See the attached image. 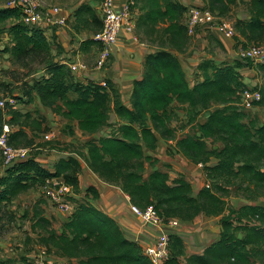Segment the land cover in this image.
Instances as JSON below:
<instances>
[{
	"label": "trees",
	"instance_id": "16d2710c",
	"mask_svg": "<svg viewBox=\"0 0 264 264\" xmlns=\"http://www.w3.org/2000/svg\"><path fill=\"white\" fill-rule=\"evenodd\" d=\"M208 1L207 9L223 13L227 4L235 0ZM133 7L141 12L135 21L137 34L141 38L143 34H157L162 44L146 55L143 76L133 84L130 107L123 104L110 81L104 85L95 81L81 83L66 63L54 60L41 27L29 29L20 21L17 9H0V23L13 20L10 59L14 70H25L26 79L40 73L32 84L25 80L19 93L28 100L34 94L55 114L77 121L80 130L89 137L82 145L87 149L83 158L88 168L104 182L129 195L132 204L141 208L153 205L161 217L177 216L183 221L200 213L222 216L219 239L201 254H186L182 239L171 234L169 257L163 264H181V259L186 264H264V207L247 203L235 208L227 205L219 194H228V185L241 189L244 183L248 191H264V120L249 116L247 111L251 109L241 106L242 92L248 88L238 68L253 63L237 60L234 65L221 67L202 64L203 80L190 84L179 59L169 50L179 51L186 43L187 28L181 22L186 9L174 0H135ZM249 12L251 20L244 25L249 32L248 39L264 41V0H251ZM90 23L96 27L94 32L102 26L93 9L83 4L76 12L73 29H85ZM36 62L41 66L32 68L31 64ZM253 65L262 73V81L255 88L260 99L253 105L262 106L264 64ZM4 82L1 85L8 83ZM173 102L185 106L189 115L205 112L204 120L195 122L193 131L177 136L176 128L171 126ZM18 109H0V132L4 123L9 124L13 129L8 134V143L13 145V140L21 136L31 152L28 158L6 166L0 177V215L13 196L21 190L38 189L47 177L61 178L74 192L78 193L79 189L80 160L70 155L58 160L52 169L41 165L36 159L38 150L51 142L36 143L37 135L33 131H47L45 118L34 120ZM111 113L120 123L116 127L108 125L104 135L94 136L109 124ZM25 127H35L30 136L25 133ZM64 131L74 135L72 130ZM158 138L172 140L177 153L194 164L203 165L209 183L196 197L192 196L189 182L182 177L172 184L168 174L160 170L144 177V160L149 159L144 150H154ZM208 140L212 144L220 143L219 148L209 149ZM167 151L172 153L170 148ZM211 158L217 163L209 165ZM89 192L96 200V191L89 188ZM75 204L69 216L61 221L59 231L49 226L50 220L43 216L41 209H35L32 229L43 246L61 251L76 259L77 264H153L142 247L128 240L111 217L84 199ZM39 228L44 232H37ZM238 230L245 231L242 238L236 236Z\"/></svg>",
	"mask_w": 264,
	"mask_h": 264
},
{
	"label": "crops",
	"instance_id": "0c3cea01",
	"mask_svg": "<svg viewBox=\"0 0 264 264\" xmlns=\"http://www.w3.org/2000/svg\"><path fill=\"white\" fill-rule=\"evenodd\" d=\"M40 1L43 4L45 3V0ZM174 1L181 4L186 9L181 19L183 24L186 22L187 11L190 8L209 7L208 0ZM250 1L251 0H235L233 3L227 4L225 12L220 15L221 17H224V14H226L225 16L229 14L233 16L231 22L234 25L233 28L235 29L236 34L234 39H237L236 41L225 38L216 29L203 30L199 28L193 35L187 36L186 43L181 50L177 51L174 49H169L179 59L182 69L185 72L186 78L190 84H196L203 80L204 75L201 69L203 66L202 64H209V66L215 67L234 65L235 62L239 60L238 48L240 46H247L255 42L248 39L247 36L249 32L246 28H244V25L249 23L251 20V13L249 12ZM124 2L125 0H115L116 7L121 8ZM83 4L89 5L93 9L97 18L101 21V13L99 9L101 0H76L70 4L64 3L57 5V7L60 8V11L59 13H56L53 18L58 19L65 17V23L49 24L44 22L40 23L38 26L41 27L43 34L50 43V51L52 56H54V60L66 64L70 62L84 63L86 66L85 69L74 71V74L81 83L95 81L103 85L105 81H110L111 84L118 90L123 104L130 107V98L133 91V84L135 81L140 80L143 76L145 57L147 54L155 51L157 47L156 45L149 44L147 41L143 40V38L137 34L136 28L134 34L121 31L104 66L100 69H96L94 67L95 62L102 49L101 45L99 47V43L93 39V36L98 32H94L96 31V27L90 23L89 27L85 29H80L77 31L73 29L76 19V12ZM5 7V3L0 5V9ZM134 14L137 16L141 14L137 7L135 8ZM12 21L13 20L10 19L5 23H0V82L7 80L3 72H7L9 69H14L10 59V50L13 46V38L10 31V25ZM27 27L29 29L31 28L29 26ZM242 31H245L246 33L242 34ZM236 43L239 44L238 48ZM246 67L249 66L243 64L240 68H238V71L241 75L245 72L244 69H246ZM208 72L211 73L212 69L209 68ZM39 76L40 73L30 76L26 80L29 79V83L32 84V80L34 78H39ZM242 81L246 86H248L244 79ZM12 95L16 96V98H14L17 101L16 105L17 109L19 108L18 111H20V113H28L31 119L34 120H40L38 117L45 118L44 120L47 125V131H45L46 133H42L43 138L41 137V139L47 140L56 137L57 134L59 135L58 131H60V129L62 130V133L66 135L69 134L66 133L64 129L66 131L72 130L73 134L77 133L78 136H82V138L79 140V143L81 145L82 151L84 152L83 155H86L87 149L82 148V145L89 137L82 130H80L77 121L69 120L64 116L55 114L51 108L44 107L39 97L34 94L30 100L20 94L19 91L13 93ZM178 107H180L182 110L177 109L176 111L175 108ZM171 109L173 110L174 117L171 121V126L173 128H175L173 124L174 121H177L175 120L174 113L180 117L179 123L188 122L185 114V106H182L177 102H173L171 104ZM199 116L202 117L201 121H203L205 115L202 116V114H200ZM119 123L120 120L118 117L111 113L109 124H107L103 130L97 132L94 136L98 137L104 135L107 130L106 128H109L108 125L116 127ZM40 127H43V123ZM33 129H35V127ZM33 129L30 127H25V133L30 136ZM33 133H35L37 137L40 134L35 131H33ZM47 133L48 135H46ZM181 133L184 132L181 131ZM71 141L73 142L74 139H71ZM36 143H38V141H36ZM168 148H170L172 153L167 151ZM51 150L54 152L48 156L39 153H37L36 156V159L40 162V164L49 169H52L53 165L56 164L58 160L61 158H67V156L70 155L80 160V157L76 154L77 150H70L68 147L62 150H59L58 148L50 149V151ZM144 155L149 157V159L144 160V177H147L148 174L153 170H160L168 174L169 183L171 184L174 182V180H176V178L179 177L187 180L191 185L193 196H196L202 189L201 185L204 181H202L201 178H198L197 174L194 173L193 169L195 168H191L193 167L192 165L195 164L185 158V156H183L181 153L176 152L175 143L172 140L158 138L155 149H145ZM45 161H48L50 164L48 165L47 163H44ZM216 163L217 160L215 158H211L209 165H214ZM5 169V165L0 166V177L3 176ZM81 171L83 174L85 172L86 175L87 173H90L87 164L86 167L81 164ZM200 171L202 173L201 177L204 178L203 169ZM80 172L78 174L79 189L76 196V202L84 199L95 208L111 217L119 224L126 238L130 241L137 242L143 250L146 246L151 245L155 241L157 235L160 232L159 229L145 224L131 211L130 205L132 203L130 201L129 195L114 185L98 184V182L95 180L94 182H87L85 176H83ZM87 178L89 179L88 175ZM89 188H93L96 191L98 196L96 200L92 198ZM247 203L260 205L259 203L246 201L241 203V205L233 207L239 208ZM35 208L41 210L43 209L41 204L36 205ZM53 209L55 210L54 215H57L58 217H60L61 214L63 215V219L61 220H65L70 214L67 211H58L55 208ZM44 216L47 217L46 212ZM202 217L206 218L207 216L202 215ZM34 218V212L31 216L27 217V221H31L30 228L34 223ZM215 218L218 219L215 220L212 228H209L207 225L203 224V226H200L196 230L189 231V235H187L189 236V240L187 242V246L189 247V249L187 247V251L189 252L188 255L201 254L206 247L219 239L222 230L220 223L221 216L214 217V219ZM186 224L190 225L191 222L187 221ZM32 231L34 232L33 229ZM235 234L238 238H242L244 235L239 230L236 231ZM180 238L182 239L183 243L186 244V241L183 239V235L180 236ZM181 264H186L184 259L181 260Z\"/></svg>",
	"mask_w": 264,
	"mask_h": 264
},
{
	"label": "rangeland",
	"instance_id": "374dc122",
	"mask_svg": "<svg viewBox=\"0 0 264 264\" xmlns=\"http://www.w3.org/2000/svg\"><path fill=\"white\" fill-rule=\"evenodd\" d=\"M75 1L76 0H45L44 5L53 7V6H57L59 4H64V3L70 4L71 2H75ZM5 2H6V0H0V5L4 4ZM55 2H57V3H55ZM215 6L220 7L218 4H215ZM199 8H203V7H199ZM133 11L135 12L134 7H132L131 15L133 14L134 19H135V16H136V18L138 16L135 15L133 13ZM221 14L222 13H218V12L214 13L213 12V17H214L215 22L220 24V23H222V21H225L228 24H231L232 26H234L231 22L233 19L232 15L229 14V15L225 16L226 14H224V17H221L220 16ZM135 21H136V19H135ZM199 28H201L203 30H213V29H209V28H206L203 26L198 27V29ZM214 29H217V28H214ZM134 33L135 32L129 33V34H134ZM223 36L225 38L233 39L234 41L237 40V39H234L235 37H226L225 35H223ZM235 36H236V34H235ZM142 38H143V40L147 41L149 44H152V45L157 46L159 43L162 44V42L159 41V35H157V34H153V35L143 34ZM254 43L264 44V41H260V42L256 41ZM236 45L238 48L239 44L236 43ZM223 53H224V51H223ZM39 66H41V65L38 62L31 64L32 68H38ZM246 66H249V67H246V69H244L245 72L241 75V77H242V80L244 79L245 82L247 83V85H248L247 88L250 91H253V90H255L256 87H258L260 85V83L262 81V76H261L262 73L256 69L257 65L246 63ZM14 68H15V66H14ZM3 73H4L5 77L7 78V80L5 82H8V83L1 85V83H3L4 81L0 82V93H1L0 97L5 96V95L11 96V94L18 92L19 90L20 91L22 90V87H23L22 84L26 80L25 70H21L19 68L15 69V70L9 69V70H7V72H3ZM28 80H26V82H29ZM240 108H242V107H240ZM175 109L177 111V109H181V108L178 107ZM172 112H173V110H172ZM185 114H186L187 120H190L192 123H190V124H188V122L179 123L180 117L177 116L176 113H174L175 120H177V121H174L173 124H174V127L176 128V135L177 136L182 134L181 131H183V132L193 131L194 123L197 122L198 120L199 121L202 120V117L199 116V114L192 113L189 115L187 113V111H185ZM247 114H249V116H256L260 121L264 120V105L253 106L251 110L247 111ZM204 115H205V112H202V116H204ZM11 128L13 129V127H10V131H11ZM39 131H41V130H39ZM58 132H59V135L57 134L56 137H53V138L47 139V140L41 139L42 133H46V132L45 131L40 132L36 141H38L39 143L49 141V142H51V144L44 145L45 147L41 145V147L38 150V153L45 155V156H48L52 152H54L53 150L50 151V149L58 148L59 150H62V149H65V147L67 145L68 149L77 150V154L80 157L81 164L86 167V164H85V161L83 158L84 152L82 151L81 145L79 143V140L82 138V136H78L77 133H75L72 136L71 135L69 136V135L63 134L61 129ZM46 135H48V133ZM71 139H74V141L72 142ZM13 141H14V143H12L13 145L18 144V145H15L16 147H25L24 146L25 144H23L25 139H23L21 136L18 137L17 139H14ZM219 145H220V143L212 144V142L210 140L207 141V147L209 149L219 148ZM44 163H47L48 165L50 164L48 161H45ZM0 166H3V160H2L1 155H0ZM192 166L193 167H191V168H195V169H193V171H194V173L197 174V177L201 178L202 181H204L203 184L201 185V187L208 186L209 182H207V180H206L205 172H203L204 178L201 177L202 173L200 170L203 169V165L198 163V164H195ZM82 171L80 173L83 176H85L87 182H89V181L94 182V180H95L96 182H98V184L100 183L103 185H105V184L108 185V183L104 182L101 178L98 177V175L93 173L91 171V169H89L90 173H87L89 179L87 178V175L85 174V172L83 174ZM95 176H97L98 178ZM245 185H246V183H244L242 185L241 189L237 185H228L227 187L229 188L230 192L228 194H223L220 192L219 194L223 196L222 198H224V200L226 201V204L229 206H238V205H241V203H243V202L249 201V202H253V203H259L260 205H263V207H264V191L262 189H258L257 191L256 190L248 191L247 189H244ZM117 188H119V187H117ZM76 196H77V192H74V190L72 189V198L70 199L71 208H73L75 206V202L77 200ZM196 196H194V197H196ZM38 204H41L43 207V209H42L43 216L45 215V212H46V216H47L46 218H48L50 220V223H51V225L49 224V226L53 229H56V230H58L60 228V224L62 221L61 219H63V215L61 214L60 217H58L57 215H54L55 210L53 208L57 209L58 211H61V210L56 208L54 205H51L50 203H48L41 196L40 189H34V190H32V189L28 190L27 189V190H23V191L21 190L19 193H17L15 196L12 197V199L7 203L6 207L3 209V213L0 215L2 217L1 219L3 220V223L1 224V227H0V264H33V259L39 255L44 256V258H46L48 260L47 262H45L43 264H77L76 259L67 257L66 255L62 254L61 251L58 252L52 248L50 249V248L43 246L39 241V236L36 235V233L32 231V229H31L32 227L30 228L31 221L28 222L27 217L31 216L32 213L34 211H36L35 206ZM4 212H5V214H4ZM69 212H71V211H69ZM202 215L207 216V217L206 218L202 217ZM214 217H218V216H210V215H205L203 213H200L197 216H195L193 219L188 220L191 222L190 225L186 224L187 221H183L180 218H178L177 216H168V217L163 216V217H161L162 218V224H160V226H153V225H149L145 222L144 223L149 225V226H152L154 228L155 227L158 228L160 231L159 234L162 232L169 234V238H170L171 234L177 235V233H178L177 236H179V237L183 235V239H184V241H186V244H184L186 254H189V252L187 251V247H188L187 242L189 240V236H187V235H189V231H194L197 228H199L200 226H203V224L207 225V227H209V228L210 227L212 228V226L215 223V220L218 219V218L214 219ZM172 220L176 221L177 224L176 225L170 224L169 222ZM37 230H38L37 232H40V231L44 232L41 228H39ZM239 231L242 234L245 233V231H243V230H239ZM31 238H33V239H31ZM188 249H189V247H188Z\"/></svg>",
	"mask_w": 264,
	"mask_h": 264
},
{
	"label": "built area",
	"instance_id": "2783aa9c",
	"mask_svg": "<svg viewBox=\"0 0 264 264\" xmlns=\"http://www.w3.org/2000/svg\"><path fill=\"white\" fill-rule=\"evenodd\" d=\"M135 0H125L121 8L116 7L115 0H101V29L93 36L94 41L98 42L102 49L95 62V68L100 69L104 66L107 58L111 54V49L115 44L121 31L127 33L135 32V19L131 10ZM5 6L11 9H17L20 12V21L29 27L38 26L40 23L63 24L65 17L54 19V15L59 13L60 8L57 6H45L40 0H6ZM187 34L193 35L198 27H206L209 29L217 28L226 37H235V29L231 24L225 21L218 24L214 21L213 12L207 8L193 7L187 11V19L185 22ZM238 58L242 61H250L253 64H264V44L252 43L247 46L238 48ZM72 71L85 69L86 66L82 62L67 63ZM105 83H103L104 85ZM260 99L258 91H250L245 89L241 95V106L245 109H252L253 102ZM17 101L12 96L0 98V109L12 110L17 109ZM10 125L4 123L0 132V155L3 165L8 166L16 161L28 158L31 147H16L8 143V134ZM41 196L51 205H54L61 211H72L71 201L72 186L66 184L59 177H47L39 186ZM131 211L143 222L160 226L162 218L155 210L153 205L141 208L137 205H130ZM176 225L177 222L172 220L169 222ZM169 234L160 233L155 241L146 246L143 253L151 260L153 264H163L169 257ZM44 253V252H43ZM48 260L44 256L39 255L33 259V264H43Z\"/></svg>",
	"mask_w": 264,
	"mask_h": 264
}]
</instances>
